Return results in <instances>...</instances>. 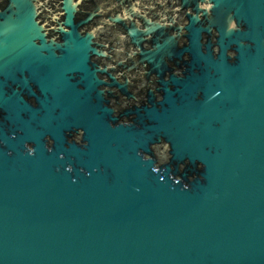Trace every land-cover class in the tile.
<instances>
[{
	"label": "water",
	"instance_id": "water-1",
	"mask_svg": "<svg viewBox=\"0 0 264 264\" xmlns=\"http://www.w3.org/2000/svg\"><path fill=\"white\" fill-rule=\"evenodd\" d=\"M0 264H264V0H0Z\"/></svg>",
	"mask_w": 264,
	"mask_h": 264
},
{
	"label": "flooded vegetation",
	"instance_id": "flooded-vegetation-1",
	"mask_svg": "<svg viewBox=\"0 0 264 264\" xmlns=\"http://www.w3.org/2000/svg\"><path fill=\"white\" fill-rule=\"evenodd\" d=\"M1 3H3V1H1Z\"/></svg>",
	"mask_w": 264,
	"mask_h": 264
}]
</instances>
